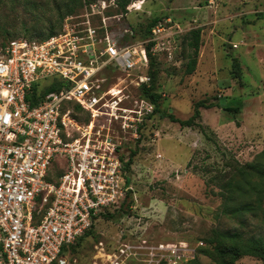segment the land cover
Masks as SVG:
<instances>
[{
    "label": "rangeland",
    "instance_id": "1",
    "mask_svg": "<svg viewBox=\"0 0 264 264\" xmlns=\"http://www.w3.org/2000/svg\"><path fill=\"white\" fill-rule=\"evenodd\" d=\"M129 1L137 7L126 11L121 30L138 32L154 20L166 25L158 45L148 51V69L139 72L151 78L162 99L141 139L125 151L129 194L123 210L99 220L94 234L71 253L81 264H91L101 242L112 250L147 241L186 244L200 253L193 264H221L212 241L215 230L264 236L262 218L247 215L248 228H242L238 220L222 215L227 185L240 187L242 192L230 194L236 203H256L264 190V180L244 175L248 165L264 168V0ZM66 4L0 0V42L39 43L52 30L62 32ZM197 29L202 31L198 65L187 76L189 34ZM121 34H114L116 40ZM150 38L138 36L128 44ZM129 84L125 92L137 97L140 91ZM198 103L203 106L195 126L170 120H189ZM237 264L263 262L244 257Z\"/></svg>",
    "mask_w": 264,
    "mask_h": 264
},
{
    "label": "built area",
    "instance_id": "2",
    "mask_svg": "<svg viewBox=\"0 0 264 264\" xmlns=\"http://www.w3.org/2000/svg\"><path fill=\"white\" fill-rule=\"evenodd\" d=\"M83 4L58 35L0 46V264H81L71 247L126 203L125 151L155 115L141 95L151 78L139 72L166 25L128 44L127 14L109 15L116 0ZM54 80L62 89L35 102V87ZM129 82L137 97L125 92ZM197 255L186 244L101 242L91 264H189Z\"/></svg>",
    "mask_w": 264,
    "mask_h": 264
},
{
    "label": "trees",
    "instance_id": "3",
    "mask_svg": "<svg viewBox=\"0 0 264 264\" xmlns=\"http://www.w3.org/2000/svg\"><path fill=\"white\" fill-rule=\"evenodd\" d=\"M67 1V4L65 5V17L66 19L68 17L72 16H78L81 14L84 4L83 0H65ZM170 3L174 2L175 0H168ZM130 1L129 0H122L119 2V8L115 11V13H109V15H126L127 7L129 6ZM65 19V20H66ZM160 22L158 20H154L151 22L147 27H142L141 31H135L132 30L135 33V36H133V39L136 37H142V39H146V37H151L152 29L157 26ZM61 33V32H60ZM59 33H55L53 30L51 33L46 35L45 37L41 38L40 41L44 42ZM201 35L202 31L200 29L193 30L189 34V43L188 47L192 49V56L190 57L189 64L187 66L186 75L190 76L193 75L194 72L197 69L198 65V57L199 52L201 49ZM14 40L9 41H3L0 42L1 47H5L8 43ZM29 42H32V40H27ZM128 41V39H127ZM37 43V42H35ZM41 43V42H39ZM154 44H150L147 48V51H150ZM63 85L59 84L57 80H54V82L41 89L38 88V86L34 89V101H38L40 99H44L47 95L55 92H59L62 89ZM142 98L149 103L153 104L156 108L155 114L158 112V108L160 106V101L162 97L156 93L155 88L153 87V84L150 88H147L146 86L142 89ZM40 95V97L38 96ZM203 103H198L195 108V113L192 118H190L187 121H180L178 119H175L174 117H169L170 120L174 123H178L183 127H193L196 125V120L200 118V109L202 108ZM75 109L80 112V108L75 107ZM230 112H238V110H228ZM264 157V153L263 156ZM129 163L126 165V170H128ZM248 171L244 175L249 176L251 173L257 175L260 179L264 180V168L256 164L248 165ZM240 192L241 189L238 186L234 185H227L225 192L222 195V199L225 201V207L222 211V215L231 219L238 220L239 225L242 228H248V222L246 220L247 215H251L252 217L256 219H261L264 223V190L261 189L260 193H258L259 198H257L256 203L252 201H243L236 203V199L231 197V193L235 191ZM242 192V191H241ZM125 204L120 208V210L116 211L121 212L124 208ZM114 213V214H115ZM114 214H107L104 215L103 218H113ZM94 234V229L91 230L86 237L92 236ZM84 237L83 239H85ZM81 239L80 241H82ZM79 241V242H80ZM213 243H215V257L220 261L221 264H237L242 258L244 257H257L259 258L263 264H264V236L256 237L255 235L248 236L246 234V231H241L238 229H217L213 233L212 237ZM74 246L71 247L73 249ZM199 252L197 255V259L189 264H193L199 259Z\"/></svg>",
    "mask_w": 264,
    "mask_h": 264
},
{
    "label": "crops",
    "instance_id": "4",
    "mask_svg": "<svg viewBox=\"0 0 264 264\" xmlns=\"http://www.w3.org/2000/svg\"><path fill=\"white\" fill-rule=\"evenodd\" d=\"M210 3H212V2H210Z\"/></svg>",
    "mask_w": 264,
    "mask_h": 264
}]
</instances>
